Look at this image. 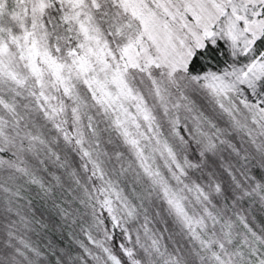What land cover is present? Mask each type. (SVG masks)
I'll return each instance as SVG.
<instances>
[{
  "label": "snow or ice",
  "instance_id": "6c2138e0",
  "mask_svg": "<svg viewBox=\"0 0 264 264\" xmlns=\"http://www.w3.org/2000/svg\"><path fill=\"white\" fill-rule=\"evenodd\" d=\"M0 264H264V0H0Z\"/></svg>",
  "mask_w": 264,
  "mask_h": 264
}]
</instances>
